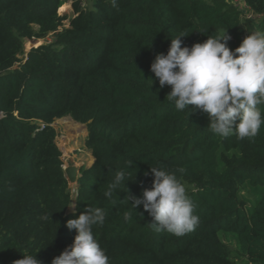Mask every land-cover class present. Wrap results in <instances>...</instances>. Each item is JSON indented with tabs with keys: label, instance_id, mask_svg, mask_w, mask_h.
Listing matches in <instances>:
<instances>
[{
	"label": "trees",
	"instance_id": "1",
	"mask_svg": "<svg viewBox=\"0 0 264 264\" xmlns=\"http://www.w3.org/2000/svg\"><path fill=\"white\" fill-rule=\"evenodd\" d=\"M67 1L0 0V264L25 254L51 264L77 235L66 222L87 205L106 212L93 232L110 264H264V125L251 140L221 138L206 113L178 111L150 69L184 33L191 47L226 31L234 50L264 30V0H241L249 17L233 0H72L68 17ZM27 39L44 41L25 53ZM63 117L86 124L94 157L79 169L75 215L53 125ZM131 161L135 179L108 199ZM151 164L185 169L194 231L157 232L142 205L132 209L127 196L151 188Z\"/></svg>",
	"mask_w": 264,
	"mask_h": 264
},
{
	"label": "clouds",
	"instance_id": "2",
	"mask_svg": "<svg viewBox=\"0 0 264 264\" xmlns=\"http://www.w3.org/2000/svg\"><path fill=\"white\" fill-rule=\"evenodd\" d=\"M112 2L116 7V0ZM184 35L187 33L171 39L167 54L158 53L150 66L161 88L171 87L168 100L174 102L178 111L189 109L190 114L206 113L211 131L221 138L235 137L238 141L255 138L264 125V112L260 107L264 105V30L248 32L234 50L228 46L231 37L226 31L191 47L181 46L180 37ZM131 164L132 161L128 171L115 172L104 192L105 197L111 200L114 192L126 189V182L135 179V174H130ZM184 171V168L168 170L151 164V188H143L140 197L130 192L127 196L132 209L143 206L157 232L181 237L194 231L200 223L196 205L177 175ZM144 174L147 176L149 172ZM70 207L75 215V206ZM132 215V211H125L124 220H131ZM105 219L103 208L89 205L69 219L66 226L75 229L77 235L73 244L53 258L51 264H110L109 256L93 232L94 226H102ZM18 262L42 264L36 255L29 254Z\"/></svg>",
	"mask_w": 264,
	"mask_h": 264
},
{
	"label": "rangeland",
	"instance_id": "3",
	"mask_svg": "<svg viewBox=\"0 0 264 264\" xmlns=\"http://www.w3.org/2000/svg\"><path fill=\"white\" fill-rule=\"evenodd\" d=\"M82 3V6H90L89 0H80ZM235 3H239L241 8L243 9L244 2L241 0H233ZM245 16H252L253 13L248 10H244ZM61 15H67L68 17H71L74 15V9H73V1L68 0L65 4L62 10L59 11ZM64 24H68V21H65ZM48 40H51V37L47 38ZM43 39L36 40V39H30L25 40L24 50L25 53H27L33 46L39 45L43 43ZM71 118H59L54 122L55 128H57L58 136L56 137V142L59 146V148L62 151V159L64 162V167L70 166V165H76L78 167H90V159L92 158V152L89 148L86 147L85 142H82V138L78 137L80 133H85L86 124H81L82 126L80 128H70L67 126V121H70ZM83 129V130H82ZM72 136L75 137V139H71ZM69 139V140H68ZM84 163V164H83ZM69 186L71 188L72 192V198L73 203L71 206L75 205V197H76V190H77V184L75 183H69ZM69 211H73V208L70 207ZM230 245L234 246L232 242H229Z\"/></svg>",
	"mask_w": 264,
	"mask_h": 264
},
{
	"label": "water",
	"instance_id": "4",
	"mask_svg": "<svg viewBox=\"0 0 264 264\" xmlns=\"http://www.w3.org/2000/svg\"><path fill=\"white\" fill-rule=\"evenodd\" d=\"M79 169H80V167H78L76 165H70V166L64 167L65 175H66L69 183L77 184V180L79 177Z\"/></svg>",
	"mask_w": 264,
	"mask_h": 264
},
{
	"label": "crops",
	"instance_id": "5",
	"mask_svg": "<svg viewBox=\"0 0 264 264\" xmlns=\"http://www.w3.org/2000/svg\"><path fill=\"white\" fill-rule=\"evenodd\" d=\"M63 118H66V117H63ZM68 118H71V117H68ZM61 119V118H60ZM75 124V123H78L79 125H81V124H83V123H79V122H77V121H75V120H73L72 118L70 119V121H67V126H69V124ZM79 125H77V127L76 128H80L79 127ZM56 130H57V128H56ZM87 134H88V132H87V129H85V133H80V135L78 136V137H81L82 138V142H85V139H86V137H87ZM71 139H75V137L74 136H72V138ZM69 140V139H68ZM93 162H94V157H93V155H92V158L90 159V165H91V163L93 164ZM84 164V163H83Z\"/></svg>",
	"mask_w": 264,
	"mask_h": 264
},
{
	"label": "bare ground",
	"instance_id": "6",
	"mask_svg": "<svg viewBox=\"0 0 264 264\" xmlns=\"http://www.w3.org/2000/svg\"><path fill=\"white\" fill-rule=\"evenodd\" d=\"M77 125H79V124H78V123H75V124L72 123V124H69V127L75 129V128L77 127ZM81 126H82V125H79V127H81ZM82 130H83V129H82Z\"/></svg>",
	"mask_w": 264,
	"mask_h": 264
},
{
	"label": "built area",
	"instance_id": "7",
	"mask_svg": "<svg viewBox=\"0 0 264 264\" xmlns=\"http://www.w3.org/2000/svg\"><path fill=\"white\" fill-rule=\"evenodd\" d=\"M29 40V39H28Z\"/></svg>",
	"mask_w": 264,
	"mask_h": 264
}]
</instances>
